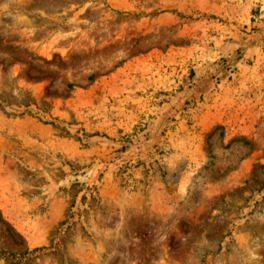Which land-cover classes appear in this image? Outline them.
<instances>
[{
  "label": "rangeland",
  "instance_id": "1",
  "mask_svg": "<svg viewBox=\"0 0 264 264\" xmlns=\"http://www.w3.org/2000/svg\"><path fill=\"white\" fill-rule=\"evenodd\" d=\"M0 264H264V0H0Z\"/></svg>",
  "mask_w": 264,
  "mask_h": 264
},
{
  "label": "trees",
  "instance_id": "2",
  "mask_svg": "<svg viewBox=\"0 0 264 264\" xmlns=\"http://www.w3.org/2000/svg\"><path fill=\"white\" fill-rule=\"evenodd\" d=\"M2 221V220H1ZM36 251H38L37 249H35ZM27 252H23V253H20L19 255H18V257L20 258V260L21 259H23V257L25 256V254H26Z\"/></svg>",
  "mask_w": 264,
  "mask_h": 264
}]
</instances>
